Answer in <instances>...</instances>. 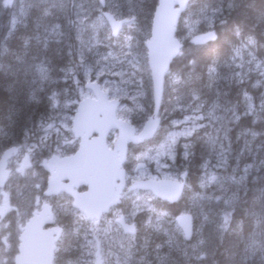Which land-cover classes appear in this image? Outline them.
<instances>
[{
    "label": "trees",
    "instance_id": "obj_1",
    "mask_svg": "<svg viewBox=\"0 0 264 264\" xmlns=\"http://www.w3.org/2000/svg\"><path fill=\"white\" fill-rule=\"evenodd\" d=\"M4 1L0 0V156L7 148L22 147L30 142L36 143L40 124L48 121L54 112L52 93H57L59 99L67 96H64L63 89L70 83L68 76L63 77V74L66 68L73 65L71 62L74 52L73 34L76 29L75 17L65 9L55 6L53 2L40 0H25L27 6L24 15L18 19L16 26L10 28L11 12ZM133 1L116 2L121 6L119 14L122 18L134 17L132 35L134 44L141 46L140 77L146 84L145 102L148 115L151 86L142 41L149 35L157 0ZM208 13H211L212 24L200 22L196 32H203L212 26L215 40L199 46L194 44L191 46L188 40L183 41L181 53L172 61L165 77L161 110L166 113L173 112L169 110L171 108L169 99L172 97L169 82L173 74L179 79L175 89L179 105H186L185 103L194 95L204 99L202 101L204 107L214 105L221 108L225 115L223 124L226 129L223 147L225 156L228 157L227 169L224 172L235 173L231 171L235 168L241 185L231 194L232 196H225L223 206L224 209L228 208L222 219V229L206 224L199 233L197 231L194 234L193 240L198 239L200 243L196 251L195 249L189 251L187 248L182 252L184 247L181 250L175 241L173 242L175 247L172 245L169 247L165 245L166 240L164 244V238L160 233L145 230L143 251L147 256H132L130 264H137L139 259L146 260L148 264H157L155 255L158 252L164 255L162 260L158 259L159 264H264V93L254 90L259 82L256 83L259 75L252 70L254 59L264 60V0H190L182 19L186 17L197 19ZM180 25L176 30L178 38L181 37ZM98 48L96 52L100 51ZM247 52L250 53L248 56ZM242 64L243 67L240 69ZM260 85L264 86V76ZM250 98L254 100L252 104ZM175 115L177 112L171 114L170 118ZM143 120L144 117L139 119V122ZM206 131L207 128L199 129L188 141V157L182 162L186 165L184 168L187 173L186 183L189 185L188 188L192 189V193H207L206 190L202 191L199 184L201 165L205 161L202 157L206 152L209 156L211 154V145L202 137L204 134L206 136ZM75 147L74 145L69 153L73 152ZM41 151L42 154L37 155V159L46 154L45 149ZM129 164L130 161L124 166L126 171H129ZM36 167L41 172L38 163ZM42 176V172L41 174L37 172L40 181ZM18 182L20 184L14 185L12 191L16 190L13 196L20 215L12 217V212L10 217H7L8 229L13 235L18 233L19 224L29 217L34 208L28 206L32 203L28 202V196L39 195L45 199L42 196L45 182H40L38 191L32 186L29 187L30 184L26 180ZM189 192L185 189L176 203L168 205L167 209L171 215L187 211ZM121 201L124 204L126 200L122 198ZM50 202L55 207L52 199ZM207 205L210 207L208 203L204 207ZM123 210H127V207ZM63 214L59 215L57 212L55 219L63 220L60 222L66 224L67 219L71 220L70 214L67 218L65 216L61 218ZM140 218L141 216H138L137 220ZM78 231L79 238L75 236L72 240L63 239L57 244L54 264H79L83 237L86 233V222L81 218ZM13 244L15 246L16 239ZM140 244L137 243L139 247ZM177 250H181L180 253L186 257H180V261L173 260L172 256L175 255L173 253ZM148 252H151V256ZM195 255L197 258H193Z\"/></svg>",
    "mask_w": 264,
    "mask_h": 264
},
{
    "label": "rangeland",
    "instance_id": "obj_2",
    "mask_svg": "<svg viewBox=\"0 0 264 264\" xmlns=\"http://www.w3.org/2000/svg\"><path fill=\"white\" fill-rule=\"evenodd\" d=\"M40 1L53 2L55 6H59L60 8L65 9L68 13L75 17L76 29L73 34L74 45L72 49L74 50V56L72 58L73 65L72 67L70 66L69 68H66L65 73L63 74V77H65L66 75L68 76V80L70 83L68 84L66 89H64V96H67L65 98L59 99V95L57 93H52L54 112L53 114H51V117L48 119V121L40 124V132L36 137L37 142H30L22 147H16L17 151L13 153L7 160L6 168L9 171V175L7 178L8 182L3 188L0 189V244L2 252H5L7 249L6 243L8 239V234H6V232H1V229L5 227V224L2 223V219L6 216V214H11L12 212V217H17L20 215L16 208V200L13 196V194L16 193V190H14L13 192L12 188L14 187V185L20 184L18 182L19 180H26L30 184L29 187L32 186L36 188V191H38L40 178L37 177V172L39 174L42 172V174H45L48 177L46 172L43 171L42 167L40 166L43 159L47 160L52 156H56L59 158L62 156H67L69 155V150H71L74 145H77V140L71 133V120L73 119L75 108L78 102L80 100H83L84 98L92 97L90 90L85 87L87 83L96 82L100 86V89L107 94L109 99L117 100L119 102L121 101L122 103L120 104L119 109H117L116 111V117L129 123L136 131L138 129L141 130L145 120L150 116V114L146 115V84L142 77H140L141 64L134 51H131L130 54V49L132 48V46L134 47V45H132L133 43L131 42V34H133L132 29L134 27V24L132 23L134 22L128 23L127 26L125 25L119 34L112 35L110 33V27L105 20V16L108 13L112 14L116 18L121 17L119 14L121 6L116 2L117 0H106L105 10H101L100 5L96 4V0ZM4 3L11 12L9 27L13 28L17 24L18 19L21 18L22 15H24V9L26 8L27 4L25 3V0H5ZM99 10H101L103 13L98 12ZM210 14L211 13L202 14V17H198V19L196 20L188 19L187 17L183 19L181 18L183 20L184 27V32L181 38L183 37L182 39L187 40L186 36L190 37L191 35H193L199 28L200 22H202V24L211 25L212 17L210 16ZM98 28L105 29L103 40L100 34H98ZM53 32L56 33L57 30H53ZM104 39H110L108 43L110 44L111 41H113L115 45L112 48H109L108 52H106L107 48L104 49L105 47L103 48L104 50L102 49L103 52L102 50L100 52H96V49L99 47L100 42L104 41ZM249 54L250 53L247 52V56ZM253 61L255 62L252 64V70L255 71L257 75H259L256 83L259 81L257 85H260L261 80L264 76V60L254 59ZM242 67L243 64L239 68L241 69ZM178 81L179 79L177 75L173 74L170 77L169 85L172 97L169 99V101L172 104L169 106L171 107L170 109L173 112L166 113L163 112V110L162 112L164 116H166L165 119L168 120H172L170 117L174 112H177V116L181 115L180 119H176V122L172 121L170 123V125L172 126L179 125V130L174 131L173 134L170 135L169 141L161 148L156 150H144L137 156L138 161L134 164V166L136 168L137 165L140 164L143 167L144 162H151L153 164V172H155L156 175H153L150 171L147 172V174L156 177H166L167 172L164 169V162L161 159L162 157H165L166 154L172 155L174 144L177 139L179 137H185L186 139L183 140L182 146L184 148H187L188 140L192 138L196 130L200 129L203 126L207 128L206 141L211 146H213V154L216 155L215 159L217 161V164L213 163L211 160L204 161L202 165L199 184H201L200 186L202 190L207 189V193L201 192V194L199 192L198 194H193L194 196L192 195V207L189 206V208L187 209V212L193 213L195 217L193 218V229L195 234L197 233V230L199 233L200 230L205 227V224L214 226L216 223L215 226L218 228H221L223 226L222 219L228 208L227 207L226 209H224L225 206H223V204H225L223 203L225 201V196L233 194L234 191L236 192L237 187L241 185V182L237 178L239 174L238 172H236L235 168L231 169V171L233 170V172L235 173L226 174L224 172L225 169H227L226 165L228 157L225 156V149L223 147V140L225 138L224 133L226 132V129L224 128L223 124L225 115L224 113H222V109L217 106L211 105L212 107L209 106V108L204 107L202 109L201 115L187 113L188 108L189 110L192 108V104L187 103L186 105H189L188 108L185 105H178V97L177 95H175L176 87H174L177 85ZM249 101L252 104L254 100L250 98ZM142 117H144V120L139 122V119H141ZM166 125H168V122ZM115 139L116 133L113 131L108 135L107 138V145L110 148L113 142H115ZM41 149H45L46 154L44 155V157H40V159H37V155L42 154ZM76 149L77 147H75V150ZM216 152L218 155L216 154ZM186 157H188V151ZM25 160H27V165L23 166ZM37 163L40 167L41 172L36 167ZM142 174L145 175L146 172L141 173V175ZM186 189L188 190L187 185ZM131 192L133 191H126L125 194L119 196V202L115 206L116 208L113 211V217L110 219V221L106 222L107 225H110L112 223H117L118 225L119 219L121 217L123 218V216L119 217L120 214L124 215L123 211L121 210L122 207L123 209L125 207L130 208L129 203L132 202V216H136L139 212L146 213L148 214L149 218L148 222H146L147 225L151 226L152 224L157 228L163 227L165 236L169 240L168 241L164 239V244L166 240V245L170 247L171 245L174 246L173 242L176 241L177 245H179V248L181 246L184 247V251L182 252H185V250L189 247V250L191 249V247H193V249L199 247L200 243L198 239L193 240L192 238L193 241L191 240L189 244H187L186 242H184L182 236L180 237V235H178L180 234V232L174 222L175 218H166L165 216H158L155 214V212H157L158 210L154 209L152 200L153 196L151 194L146 193V191L143 190V192H141L143 194H137L130 197L129 195H131ZM197 195L201 197H198ZM122 198L127 202L124 201V204H122ZM206 203H208L212 207H209L207 209L208 206L204 207ZM36 204L37 206H41L43 202L40 203L39 198H36ZM208 211H210L211 213ZM167 242L169 244H167ZM115 243L116 245L121 244V240L117 238L115 239ZM180 249L182 250V248ZM136 250L139 251L138 245L136 246ZM105 251L107 252V250ZM173 254L176 255L172 256L174 258L173 260L176 261H180V257L184 256V254L180 253V250H177ZM179 254H181V256ZM93 255L94 242L92 240H87L81 247V255L80 259L78 260L79 264H93ZM161 255L162 254H159L158 256ZM170 255L171 254L169 253V256ZM163 256L164 255H162V258L160 257L159 260H162ZM122 257V255L118 254H116V256H104V258H106V264H130L129 260H133L132 256H127L129 260ZM4 261L5 260H0V264L4 263ZM142 261V259H139V262L137 264H140V262Z\"/></svg>",
    "mask_w": 264,
    "mask_h": 264
},
{
    "label": "water",
    "instance_id": "obj_3",
    "mask_svg": "<svg viewBox=\"0 0 264 264\" xmlns=\"http://www.w3.org/2000/svg\"><path fill=\"white\" fill-rule=\"evenodd\" d=\"M189 0H158L154 10L151 26V37L146 42L147 65L152 83L153 111L145 121L139 133L127 122L116 117L118 101L109 100L97 83L85 85L94 98L81 100L73 115L71 133L78 139V149L70 156H52L43 160L41 167L48 174L45 196L58 195L63 192L73 200L86 219L99 220L103 213L119 202V196L125 186V162L128 144H139L150 139L155 133L160 119L157 117L161 104L164 77L170 63L180 52L182 44L175 37L176 26ZM103 5V0H99ZM113 33L128 20L117 21L111 14L105 18ZM213 39L212 34H202L192 40L196 44H204ZM116 131L117 138L111 149L107 146V137ZM15 148L6 150L0 157V187L9 175L7 160L15 153ZM27 165V160L23 166ZM142 167L137 165L136 170ZM80 186L86 188L78 192ZM146 190L162 200L174 203L180 195L182 185L171 181H136L128 190ZM177 226L185 238L190 236L191 216L184 214L175 218ZM52 223V212L49 204L43 203L40 211L25 223L19 237L18 254L15 264H52L54 243L61 230L51 228L42 230L45 224ZM119 225L129 234L134 233L132 225L125 224L123 219ZM55 235V236H54ZM93 264H103L97 246Z\"/></svg>",
    "mask_w": 264,
    "mask_h": 264
},
{
    "label": "flooded vegetation",
    "instance_id": "obj_4",
    "mask_svg": "<svg viewBox=\"0 0 264 264\" xmlns=\"http://www.w3.org/2000/svg\"><path fill=\"white\" fill-rule=\"evenodd\" d=\"M105 9H106V7L104 8V10ZM98 12L102 13V11H100V10ZM195 99L196 98L191 97V100L188 102V104H191V101L194 102ZM121 103L122 102L120 101V104ZM187 106H189V105H187ZM203 108H204V106H203ZM202 109L197 110L196 108H193V109L188 110V113L201 115ZM160 115H161L160 116V124H159L157 131L153 135V137L149 140L144 141L143 143H141L139 145H131L128 147L127 159H129L130 164L128 167L129 173H127V178H126V180H127L126 187L131 182L138 181V180H154V181L171 180V181L182 182L184 184V188H185V184H186V180H187V173H186V170H184L186 165L182 164V162L185 160V158L187 156V148H184L182 146V143H183L182 141L184 139H186L185 137L184 138L179 137L177 139V141L174 144L172 155L166 154L165 157H162V159H161L164 162V164H163L164 169L167 172L166 177H156V176L148 175L147 172H149V171L153 175H156L155 172H153V164L151 162H144L142 168H140L138 170L135 169L134 164L138 161L137 156L139 154H141L144 150H148V149H155L156 150V149L161 148L163 145H165L169 141L170 135H172L174 131L179 130V127H178L179 125H177V126L170 125V123L172 121L176 122V119H172V120L165 119L166 116H164L162 111H161ZM167 122H168V125H166ZM203 128L206 129V127H204V126L201 127L200 129H203ZM196 129H198V128H196ZM139 130L140 129H138L137 131H139ZM198 130H196V132ZM202 137L206 139L205 134L202 135ZM191 153L192 152L190 149L189 154H191ZM143 172H146V174L141 175V173H143ZM46 179H47V176L45 174H43L41 181L46 182ZM39 186H40V183H39ZM39 186H38V188H39ZM44 189H45V186L42 190V196L45 199L41 198L39 195L36 197H34V196L31 197L30 195L28 196V199H27L28 202H32L28 206L34 207L31 210L28 218L31 217V215L33 214L34 211L39 209L40 205L37 206L36 198H39L40 203L43 201L48 202L52 207L53 219H52V223L45 224L42 227V229L48 230L51 228H56V229L59 228L61 230L60 238L58 239L56 245L63 239L72 240L75 236L79 235L78 223H79L80 218L82 217L81 214L73 209L71 198L64 197L63 195H60V194H59V196L46 198L43 194ZM83 190H85V189L81 188V190H79V191H83ZM126 191H127V189H125L122 192V194H125ZM141 192H143V191H139V190L133 191V192H131V195H129V196L132 197L133 195L143 194ZM146 193H149V192L146 191ZM51 199L53 200L55 207H53V204H51V202H50ZM152 200H153V204H154V209L158 210L157 212H155L156 215H158V216L162 215V216H165L166 218L167 217H169V218L173 217L170 215V213L167 209L168 205H170L169 202L164 201V200H159L158 198H155V197H153ZM187 203L189 206L192 207L193 200H192L191 196H188ZM171 204H173V203H171ZM129 206H130V208L129 209L127 208V210H129V211L123 210V207H122L121 210L123 211L124 215L120 214L119 217L123 216L125 223L132 224L134 226L135 233L133 235H127V233H125L117 225V223L116 224L112 223L110 225L106 224V222L110 221V219L113 217V211L115 210L116 207H112L108 213L103 214L100 217V220L98 222H95V220H91V221L86 220V236H85L84 241H87V240L91 241L92 240L94 242V255L93 256H95V252H96L95 244H96V242L98 243L100 255L103 256V263L104 264H106V258H104V256H116V254H118V255H122L123 256L122 258H127V260H129L127 256H134V255L135 256H147L143 251L144 250L143 236H144L145 230L158 232V233L161 232L160 235L164 239L168 240L167 237L165 236L163 228H157L152 224H151V226L147 225L146 222H148L149 218H148V215L146 213L139 212L136 216H132V214H133L132 208H131L132 202L129 203ZM64 209L66 211H64ZM57 212L59 213V215L61 213H64L63 215H61V218H63V216H65L67 218L68 214H70L71 220L67 219L66 224L60 222L63 220L58 221L57 219H55V214ZM177 214H179V213H177ZM138 216H141L140 220H137ZM7 217H10V214H6V216L2 219V223L5 224V227H3L1 229V232H6L8 234L7 249H6L5 253L4 252L2 253L1 244H0V260H5L4 263H2V264H14L13 256H15L17 253V238L19 235V229H18V233L16 235L11 234V232L8 229L9 220H7ZM135 218H136V221H135ZM138 228H139V232H137ZM142 234H143V236H142ZM78 238H79V236H78ZM117 238H119L121 240V244L116 245L115 239H117ZM14 239H16L15 246L13 244ZM137 243L142 244V245H140L139 252H137V250L135 249L137 246L136 245ZM8 246H9V249H8ZM105 250H107V252ZM110 251H112V252H110ZM56 252L54 253V256H57ZM1 256H3V257H1ZM160 257L161 256L157 255V258L155 259L157 264H159L158 259ZM140 264H146V263L142 261V262H140Z\"/></svg>",
    "mask_w": 264,
    "mask_h": 264
},
{
    "label": "bare ground",
    "instance_id": "obj_5",
    "mask_svg": "<svg viewBox=\"0 0 264 264\" xmlns=\"http://www.w3.org/2000/svg\"><path fill=\"white\" fill-rule=\"evenodd\" d=\"M86 1H89V0H86ZM142 1V0H141ZM146 1V0H145ZM105 2H106V0H103V5H100V3H99V0H97V2H96V4H98V5H100V8H101V10H104V8H105ZM123 2V1H122ZM121 2V3H122ZM126 2V1H125ZM133 2H135V0L133 1ZM140 2V1H139ZM139 2H138V4H139ZM190 2V0L188 1V3ZM93 4V3H92ZM133 4V3H132ZM141 4V3H140ZM26 5V4H25ZM157 5V4H156ZM196 5V4H195ZM126 5H124V7H125ZM133 5H131V7H132ZM91 7V6H90ZM140 7V6H139ZM142 7V6H141ZM201 7V6H200ZM117 8V7H116ZM136 9V8H135ZM142 9H143V7H142ZM198 8H196V10H197ZM100 10V11H101ZM200 10V9H199ZM94 11V10H93ZM123 11V10H122ZM125 11V10H124ZM137 11V10H136ZM140 11V10H139ZM111 12V11H110ZM204 12V11H203ZM103 13V12H102ZM123 13H125V12H123ZM202 13V12H201ZM187 14V13H186ZM23 16V15H22ZM21 16V17H22ZM125 16V15H124ZM132 16V15H131ZM201 17V16H200ZM105 18H106V16H105ZM198 19V18H197ZM10 20H11V18H10ZM137 20V19H136ZM135 20V21H136ZM185 20V19H184ZM196 20V19H195ZM194 20V21H195ZM130 22H134L133 20L132 21H129V22H126V23H123L122 25H121V27L115 32V33H113L112 32V30H111V28H110V30H111V34L112 35H117V34H119L121 31H122V29L124 28V26L126 25L127 26V24L128 23H130ZM182 23V24H181ZM16 24V23H15ZM133 24V23H132ZM181 24V25H180ZM17 25V24H16ZM15 25V26H16ZM181 26L180 28H182V30H183V32H184V27H183V20H181V18L178 20V24H177V26H176V30H177V28H178V26ZM109 26V25H108ZM123 26V27H122ZM131 26V25H130ZM151 26H152V20H151V23H150V28H149V35H148V37H146L143 41H142V45L144 46V53H145V55H146V52H147V50H146V47H145V44H146V42L147 41H149V39H150V37H151ZM110 27V26H109ZM132 27V26H131ZM182 30H180V33H181V36L183 35V32H181ZM98 31H99V34H100V36L102 37V40H103V36H104V33H105V29L104 28H98ZM198 31V30H197ZM212 34L213 35V39L211 40V41H208V42H212V41H214L215 40V32L212 30V26H210L208 29H205L203 32H195L193 35H191L190 37L189 36H186L187 37V40L189 41V43H190V45L191 46H193V44L194 45H197V46H199V45H204V44H206V43H208V42H206V43H204V44H196L192 39L194 38V37H196V36H199V35H202V34ZM132 35V34H131ZM110 36V35H109ZM111 37V36H110ZM131 37V36H130ZM109 38V37H108ZM132 40H131V42L133 43L132 45H134V47L132 46V48L130 49V54H131V51H134L135 53H136V55H137V57H138V59L140 58V53H141V46L139 47L137 44H134V36L132 35ZM183 38V37H182ZM181 37L179 38V41L181 42V44H183V41L185 40V39H182ZM110 39H108V40H106V39H104V44H101L100 43V45H99V50L101 51L104 47V49H106L107 48V51L106 52H108V49L109 48H112L114 45H115V43H113V41H111V43L109 44L108 43V41H109ZM120 43V42H119ZM118 46V45H117ZM127 47V46H126ZM103 49V50H104ZM68 50V49H67ZM70 50V49H69ZM97 50V49H96ZM103 50H102V52H103ZM126 50V49H125ZM71 51V50H70ZM99 51V52H100ZM115 51V50H114ZM123 51V50H122ZM143 51V50H142ZM72 52V51H71ZM129 52V51H128ZM133 52V53H134ZM68 53H69V51H68ZM132 53V54H133ZM143 53V52H142ZM180 53L181 52H179L178 54H177V56L174 58V59H176L179 55H180ZM135 55V54H134ZM72 56H74V53H72ZM130 57V56H129ZM134 57V56H133ZM136 57V58H137ZM135 58V59H136ZM129 59V58H128ZM132 59V58H131ZM173 59V60H174ZM72 62V61H71ZM68 65V64H67ZM71 67H72V65H71ZM69 68V67H68ZM65 69V68H64ZM71 69V68H70ZM65 71V70H64ZM143 74V73H142ZM147 76V75H146ZM188 79V78H187ZM187 81V80H186ZM179 82V81H178ZM181 82V81H180ZM248 82H250V81H248ZM86 84V83H85ZM178 84V83H177ZM187 84V83H186ZM228 85V84H227ZM252 85V84H251ZM68 86V85H67ZM233 86V85H232ZM174 87H177V85L176 86H174ZM185 87H186V85H185ZM251 87V86H250ZM64 87H62V89H63ZM180 88V87H179ZM66 89V88H65ZM251 89H252V87H251ZM256 89V91L257 92H260V93H264V86L263 85H255V87H254V90ZM209 90V89H208ZM211 90V89H210ZM237 90V89H236ZM242 90V89H241ZM63 91H64V89H63ZM63 91L61 90V93H63ZM163 91H164V85H163ZM187 91H188V89H187ZM205 91V90H204ZM226 91V90H225ZM179 92V91H178ZM218 92V91H217ZM216 94V93H215ZM172 95V94H171ZM211 95V94H210ZM226 95V94H225ZM233 96V95H232ZM260 96V95H259ZM184 97H185V94H184ZM236 97V96H235ZM256 97V96H255ZM264 97V96H263ZM181 98H182V96H181ZM192 98H196L195 99V103L193 102V101H191V107L192 108H196L197 110H201L202 108H203V105L204 104H202L203 102V98H198V97H196V96H192ZM211 99V98H210ZM230 99V98H229ZM256 99V98H255ZM182 100V99H181ZM207 100V99H206ZM173 101V100H172ZM171 101V102H172ZM187 101V100H186ZM230 101V100H229ZM256 101V100H255ZM205 102V101H204ZM226 102V101H225ZM257 102V101H256ZM199 103V104H198ZM200 103H201V105H200ZM208 103V102H207ZM211 103V102H210ZM258 103V102H257ZM172 103H170V105H171ZM185 104H187V103H185ZM215 104V103H214ZM179 105V104H178ZM222 105V104H221ZM185 106H187V105H185ZM173 107V106H172ZM189 106H187V108H188ZM206 107V106H205ZM212 107V106H211ZM168 108V107H167ZM186 108V107H185ZM191 108V109H192ZM169 109V108H168ZM169 110H171V109H169ZM188 110H189V108H188ZM164 112V111H163ZM204 112V111H203ZM184 113V112H183ZM188 113V112H187ZM223 113V112H222ZM190 115V114H189ZM180 117H181V115H175L174 117H172L171 119H180ZM207 132V131H206ZM29 136V135H28ZM37 137V136H36ZM34 138V137H33ZM32 138V139H33ZM205 139V138H204ZM206 140V139H205ZM208 140V139H207ZM213 140V139H212ZM189 141V140H188ZM211 141V140H210ZM183 142V141H182ZM24 143V142H23ZM25 144V143H24ZM218 144V143H217ZM23 146V145H22ZM200 147V146H199ZM11 148H15V147H11ZM11 148H7V150L8 149H11ZM188 149H189V147H188ZM205 150V149H204ZM4 151V150H3ZM6 151V150H5ZM4 151V152H5ZM15 151H17V148H15ZM215 151H216V147H215ZM4 152H1L2 154L4 153ZM183 152V151H182ZM213 152H214V149H213V146H211V154H210V156H209V154H208V152H206V155L205 156H203L202 157V159H203V161H204V159H205V161H212L213 163H215V164H217V161H216V159H215V157H216V155H214L213 154ZM2 154H1V156H2ZM216 154H217V152H216ZM218 155V154H217ZM0 156V157H1ZM40 162H41V160H40ZM201 162V161H200ZM236 162V161H235ZM245 162V161H244ZM211 164V163H210ZM209 164V165H210ZM188 165V164H187ZM39 166V165H38ZM198 166V165H197ZM213 166V165H212ZM201 167H202V165H201ZM33 170V169H32ZM197 170H198V168H197ZM218 170V169H217ZM204 171V170H203ZM34 172V171H33ZM221 172V171H220ZM33 174V173H32ZM41 174V173H40ZM199 174H201V173H199ZM39 178V177H38ZM235 178H236V176H235ZM234 179V178H233ZM41 182V181H40ZM12 185V184H11ZM201 185V184H200ZM189 186V185H188ZM197 186V185H196ZM198 187V186H197ZM202 187H203V185H202ZM207 188V187H206ZM36 189V188H35ZM198 189V188H197ZM199 190V189H198ZM205 190H207V189H205ZM205 190H202V191H205ZM188 191H190L188 194H189V196H191L192 197V195L193 194H195L194 192L192 193V189L190 190V188H188ZM201 193V192H200ZM196 194H198V193H196ZM202 194V193H201ZM200 194V195H201ZM194 196V195H193ZM196 196V195H195ZM198 196V195H197ZM198 197H201V196H198ZM197 197V198H198ZM194 198V197H193ZM202 200V199H201ZM152 202V201H151ZM205 206V205H204ZM208 206V205H207ZM212 206H210V208H211ZM15 208V207H14ZM209 207H207V209H208ZM16 209V208H15ZM129 209V208H128ZM216 209H217V207H216ZM74 210H76L77 212H79V213H81L77 208L76 209H74ZM212 210V209H211ZM210 210V211H211ZM221 210V209H220ZM220 210H219V212H220ZM127 211H129V210H127ZM200 211H202V210H200ZM204 211H205V209H204ZM207 211V210H206ZM210 211H208V212H210ZM217 211V210H216ZM171 212V211H170ZM219 212H218V214H219ZM203 213V212H202ZM211 213V212H210ZM213 213V212H212ZM184 214H189L190 216H191V226H192V230H191V234H190V236H188V237H186L185 238V236H184V234H183V232H182V230L177 226V224H176V222H175V219H174V222H175V224H176V226L178 227V229H179V232H180V234H178V235H180V237L182 236V238H183V240H184V242H186L187 244H189V242L192 240V236H194V229H193V218H195L194 217V214L193 213H189V212H187V211H181L179 214H175L174 216L173 215H171V216H173L174 218H176L177 216H180V215H184ZM216 214V213H215ZM221 214V213H220ZM148 215V214H147ZM198 215H200V214H198ZM213 215V214H212ZM222 215V214H221ZM202 216V215H201ZM214 216V215H213ZM147 217V216H146ZM217 217V216H216ZM218 217H220V216H218ZM197 218H199V217H197ZM209 218V217H208ZM214 218V217H213ZM222 218V217H221ZM172 219V218H171ZM171 219H169V220H171ZM217 219V218H216ZM215 219V220H216ZM173 220V219H172ZM166 221V220H165ZM201 221V220H200ZM206 221V220H205ZM214 221V220H213ZM212 221V222H213ZM16 222V221H15ZM207 222V221H206ZM208 223V222H207ZM11 224V223H10ZM204 224V223H203ZM206 225V224H205ZM215 225H216V223H215ZM214 225V226H215ZM216 227V226H215ZM163 228V227H162ZM213 228V227H212ZM217 228V227H216ZM208 229H210V226H209V228ZM220 229H222V227L220 228ZM220 229H218V232L222 235V233L219 231ZM139 232V231H138ZM206 232H207V230H206ZM161 233V232H160ZM205 233V232H204ZM7 234V233H6ZM219 234V235H220ZM177 235V236H178ZM142 236H143V234H142ZM161 236V235H160ZM174 236V235H173ZM147 237V236H146ZM156 237V236H155ZM165 237V236H164ZM162 238V237H161ZM175 238V237H174ZM145 240V239H144ZM143 240V241H144ZM149 240V239H148ZM176 242V241H175ZM11 243V242H10ZM155 243V242H154ZM157 243V242H156ZM181 243V242H180ZM7 244V243H6ZM9 244V243H8ZM167 244H169L168 242H167ZM140 245H142V244H140ZM156 245V244H155ZM160 245V244H159ZM166 245V244H165ZM183 245V244H182ZM186 245V244H185ZM154 246V245H153ZM184 246V245H183ZM192 246V245H191ZM139 247V246H138ZM155 247V246H154ZM153 247V248H154ZM158 247V246H157ZM175 247V246H174ZM173 247V248H174ZM188 247V246H187ZM186 247V248H187ZM168 248V247H167ZM179 248V247H178ZM180 248H182V246L180 247ZM190 248V247H189ZM188 248V249H189ZM8 249H9V246H8ZM136 249V248H135ZM139 249H140V247H139ZM155 249V248H154ZM158 249V248H157ZM193 249V247H191V250ZM146 250V249H145ZM155 251H158V250H155ZM167 251V250H166ZM184 251V250H183ZM190 251V250H189ZM195 251H196V249H195ZM194 251V253H196ZM137 252H139V251H137ZM168 252V251H167ZM180 252H181V250H180ZM199 252V251H198ZM3 253V252H2ZM5 253V252H4ZM149 253V252H148ZM151 253V252H150ZM150 253L148 254L149 256H151L150 255ZM193 253V252H192ZM200 253H201V251H200ZM157 254H159V252L157 253ZM165 254V253H164ZM191 254V253H190ZM154 255V254H153ZM162 255H163V253H162ZM161 255V256H162ZM180 256H181V254H179ZM199 255H201V254H199ZM198 255V256H199ZM135 256V255H134ZM176 256V255H175ZM184 256H186V255H184ZM202 256H203V254H202ZM6 258V257H5ZM193 258H197L196 257V255H195V257L193 256ZM9 259V258H8ZM166 259V258H165ZM191 260H192V258H191ZM197 260V259H196ZM146 261V260H145ZM153 261V260H152ZM132 262V261H131ZM139 262V261H138ZM191 262H193L194 263V261H191ZM190 262V263H191ZM197 261H195V263H196ZM155 264V263H154ZM196 264H198V263H196ZM200 264V263H199Z\"/></svg>",
    "mask_w": 264,
    "mask_h": 264
}]
</instances>
